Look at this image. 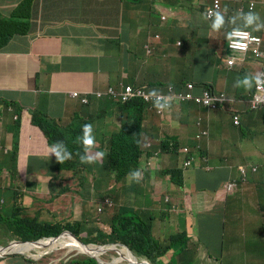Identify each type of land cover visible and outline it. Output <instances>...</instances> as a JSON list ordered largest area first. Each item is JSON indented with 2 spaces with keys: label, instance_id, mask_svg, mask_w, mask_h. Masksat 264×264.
<instances>
[{
  "label": "clouds",
  "instance_id": "obj_1",
  "mask_svg": "<svg viewBox=\"0 0 264 264\" xmlns=\"http://www.w3.org/2000/svg\"><path fill=\"white\" fill-rule=\"evenodd\" d=\"M27 1L22 2L23 9L29 5ZM210 1L211 5L206 9L205 18L210 21L209 29L213 34L212 39L219 48V54L213 56L214 60L220 62V68L223 70L234 71L233 69L236 68V75L243 77L242 80H237L236 83L237 85L244 84L245 88L250 87V84L249 76L245 74L244 69L252 63L258 65L257 74L252 76L255 81L250 92H248L249 95L247 94L248 99L246 96L245 101L247 99V110L249 112H261L260 110L264 109V35L246 28H231L225 38L222 37V34L218 38L217 35L227 27L229 18L224 11L222 0ZM236 1L238 2V0ZM18 7L13 11L12 16L8 17H2L1 14L3 13L0 11V23L5 19V23L0 27V48L10 37L21 35L10 33V26L15 20L14 14L17 12ZM254 7L255 3L251 2L249 5L240 6L239 10H253ZM28 10L29 7L26 12ZM243 15L246 24H252L253 21L258 20L254 13L249 12ZM165 19V17H162V20ZM18 21L25 22L23 20ZM259 27L260 25L257 24L256 28ZM28 31L29 26L25 33ZM179 45L180 43H178ZM222 51H224V62L220 59ZM145 53L149 56L151 53L150 46H145ZM207 57L208 62L211 63L209 52ZM161 62L162 73H165L170 62L169 57L165 56ZM186 73V77H189L191 70ZM162 78L164 79L159 82L158 86H136L121 83L117 87L110 86L104 92L74 91L70 93V97L78 101L81 107H89L93 98L104 99L108 108L107 111L102 112V115L109 117L113 115V126L115 128H112L113 126H101L99 132L95 133L92 125L97 120V115L84 116L82 113H78L76 117L71 118L68 121L69 124L65 127H60L57 124L52 125V136L49 144H55V147L50 148L49 151L53 153L51 157L54 156L57 161H60L59 164L56 163V167L59 166V169L63 168V170L51 175L48 186L41 192L44 195V200L38 207L33 206L34 192L28 193L22 181L26 169L35 170L32 168V166H35V162L33 158L28 157L27 166H25V161L22 159L23 151L20 150V134L16 133L14 135L13 145H4L2 137L5 134L0 127V217L12 222H18L24 218L25 223L36 217L38 224H41L40 227H30L28 225V227H17L15 225L13 229L10 225L0 226V236L3 238L0 239V249L8 251L10 248L19 245L38 246L44 241L57 242L60 239L68 244L75 241L78 246L91 249V254H88L81 249H73L70 245H61L51 251L48 248L33 250L28 255L7 252L0 254V264H34L58 250H64L67 255L75 252L74 255L68 256L66 261L70 262L69 264H114L116 260L123 259L120 251H125L131 260H134L137 264L232 263L233 260L229 256V240L235 233L234 224L227 225L225 220L222 221V216L227 215L224 209V201L226 204L229 195L238 193L244 186H241V184L250 182L248 180L251 170V172L264 171V166H256V163L252 162L239 166L238 172L241 179L227 182L219 190H214L213 185L211 187L202 186L201 184L205 179L203 167L206 158L203 155L201 143L208 132L206 130L199 131L200 119L195 122L187 116L176 113V108L192 104L199 110H207L208 112L216 110L234 112L235 110L232 107L229 108L230 110L227 108L226 95L221 93L211 80L198 83L187 81L177 87L175 84L168 82L165 77ZM154 82H157V79ZM108 98H113L114 101L110 102ZM136 102L142 104L141 111L135 110L136 112L131 111L128 114L130 109L120 110L121 107L125 109L127 105ZM2 108L3 106L0 105V111ZM33 115H38V113L33 112ZM10 117L15 124H20L21 115L10 113ZM240 117L239 112H234L232 123L241 130L243 126L241 127ZM150 129H156L157 132L152 134L149 131ZM10 135H5V137L8 138ZM117 137H123L129 142L132 140L137 141V152L140 153V160L149 161L148 165L151 167V170L148 171L149 177L147 178L146 170L133 171L119 180L117 179L116 169L108 168L106 164H102L101 167L95 168L87 176L96 177L99 182H102L103 174L107 171L111 172L116 177L115 181L117 183L122 181V186L125 187L124 189L118 188V194L119 196L123 195L124 203L121 200L120 203H117L111 196V191L106 187L101 188L99 185L92 188L87 199H81L79 196L81 181L84 183L86 176L80 180L81 177L79 176L65 174L62 162L71 158L68 148L76 146L78 151L81 150V153L82 151L85 153L80 157L81 161L92 162L94 159L102 157L106 153L108 154ZM94 141L98 144V152L95 155H88ZM238 142H240V139ZM156 170L161 172L160 176H157ZM177 170L183 172V187L175 184L173 175ZM153 174L155 175L152 177ZM63 176H66L62 183L66 191L53 192L52 183ZM145 179H148L149 184H146ZM73 180L76 181L74 184L77 189L75 195L66 197L65 195L72 189L68 182ZM159 184H162V186ZM141 189L144 190L143 194L136 196V193ZM151 190H153L152 194ZM155 191L161 192L160 197L154 196ZM39 192L36 191L35 193ZM125 193L130 194V197H134V199L127 201ZM193 195L194 200L192 199ZM146 196H148L150 202L146 201ZM215 197H218L219 202L222 204L218 214L207 208L209 202ZM258 197L261 198L262 203L259 206L260 211L264 213V192L259 190L256 194V200ZM87 201H94L96 204L97 215L94 218L89 219L84 209L80 220L73 219V215H70V217L66 215L65 211L67 209H77L79 211V208ZM129 203L133 205V209L130 211L123 210V205ZM41 206L48 211L46 216L44 214L40 216L38 209ZM107 208L112 209L108 222L100 216L105 212L108 214ZM118 208L122 213L138 214L141 220L138 223L145 224L150 228L151 242L149 244L143 245L134 240L129 245L138 250L133 251L125 243L100 244L95 241H86L89 239L87 237L88 233H91L90 238L92 239L110 235L111 218ZM150 210L151 214H149ZM242 221L245 225L252 224L254 232L258 235L257 245L263 246H253L251 252H246L243 264H258L257 257L253 253L264 251V244L259 240V236L264 239V221L258 219L255 222H250L247 218ZM102 222L106 224L105 227H101ZM74 225H79V227L77 228ZM52 226H56L58 232H60L55 235L49 234ZM29 227L37 230L39 236L37 239L28 240L26 238L25 233ZM152 234H155L158 239L156 249L154 248ZM8 236L11 237L8 238ZM6 237L7 242L4 241ZM1 243L4 245H1ZM108 248L114 249L107 250ZM217 248L220 250H217ZM99 250H102L100 254H93ZM78 256L83 258L76 259L75 257ZM116 264H131V262L123 259Z\"/></svg>",
  "mask_w": 264,
  "mask_h": 264
},
{
  "label": "crops",
  "instance_id": "obj_2",
  "mask_svg": "<svg viewBox=\"0 0 264 264\" xmlns=\"http://www.w3.org/2000/svg\"><path fill=\"white\" fill-rule=\"evenodd\" d=\"M23 1L0 0V11L7 17L12 16ZM251 2L255 3L253 10H239L240 6ZM210 5V0L29 1V5L14 20L29 23V31L10 37L0 48V105L3 106L0 127L5 135L11 134L8 138L4 135L2 142L11 146L14 135L20 134V150L23 151L25 166L27 158H33L37 169H26L22 176L28 193L43 192L51 180L53 163L47 159L50 160L53 154L49 149L55 147V144H49L53 124L65 127L71 118L82 113L84 116L97 115L92 125L95 133L99 132L101 126H113V115H102L108 108L104 99L93 98L89 107H81L78 101L70 97L71 92H104L110 86L117 87L121 83L158 86L164 79L162 77L177 87L187 81L198 83L210 79L192 76L196 49L206 55L209 52L212 74L218 69H214V63L218 62L213 56L219 54V48L212 40L210 21L205 18ZM222 5L229 18L227 27L220 33L223 38L231 28H236L234 24L264 35V0H222ZM249 12L258 17L252 24H246L244 19L243 14ZM162 17L166 19L162 20ZM257 24L259 28H256ZM195 30L198 40L191 41L188 46L186 42L193 40ZM145 46L151 48L149 56L145 53ZM165 56L169 57L170 62L167 71L162 73L161 60ZM184 57L188 58L186 67L181 63ZM217 66L218 73L230 75L223 85L214 82L226 95L227 108L232 107L234 112L241 114V127L248 128L257 123L259 116L248 115V96L246 101L245 97H239L242 92L236 88L231 75L235 71L227 72L219 64ZM258 69L255 63L244 69L245 74L250 76L247 94L255 81L252 76L257 74ZM190 70L191 76L186 77V72ZM151 76L157 82L152 81ZM176 109V113L195 122L200 119L199 131L208 132L201 148L214 169V190H219L227 182L240 180L238 167L243 164L252 162L256 166H264V128L254 131L252 142L242 136L236 144V131L231 127L236 128L232 123L234 112H205L192 104ZM33 112L38 115H33ZM10 113L22 116L20 124L13 122ZM149 131L152 134L157 132L156 129ZM47 165L48 168H45ZM251 171L250 182L241 184L244 186L237 193L242 196L237 208L231 207L228 199L227 205L224 201L225 212L230 213L233 219L230 224L226 222L227 225L234 224L238 215H241V220H257L251 218L250 214L257 213L262 205L260 197L256 200V194L259 190L264 192V183H261L264 175L263 170ZM255 178L259 190H256ZM221 207L218 197L213 198L207 206L216 214ZM240 210L245 212L241 214ZM253 254L258 264H264V251ZM240 255L237 249V263Z\"/></svg>",
  "mask_w": 264,
  "mask_h": 264
},
{
  "label": "rangeland",
  "instance_id": "obj_3",
  "mask_svg": "<svg viewBox=\"0 0 264 264\" xmlns=\"http://www.w3.org/2000/svg\"><path fill=\"white\" fill-rule=\"evenodd\" d=\"M20 6H22V7H20ZM18 8L19 9L17 11L22 10L23 9V3L20 4ZM1 16L3 17L5 15L1 14ZM233 27L241 28L239 25H236V24H234ZM192 36H193V40L189 41V39H188L186 42L188 46H190L191 41L198 40L197 30H195L192 33ZM217 37L220 38L221 34H218ZM196 54H197V56H196V60L194 63V69H193L192 76L193 77L197 76V77H200L201 79L208 77V78H210L208 80H211L213 82H218L219 85H223V83H225V80L228 79V76H230V75H225L224 72L218 73L219 67L217 66V64H220V62L214 63V66H215L214 69H216V68H218V69L215 73L212 74L210 71V65H209L210 62H208V60H207L208 59L207 55L200 49H196ZM223 54H224V51L221 52L220 59H221V61L224 62ZM187 61H188L187 57H184L181 60V63L184 67L187 66ZM164 66H166V65L164 64ZM233 70L235 71V73H232L231 75H232L233 80L235 81L236 88L242 92L239 97H246L247 96V90L246 89H248V91H249L250 87L245 88V85L242 83L237 85V83H236L237 80H242L243 77H241L240 75H236V68H234ZM227 72H229V71H227ZM190 76H191V73L189 74V77ZM249 79H250V76H249ZM151 80L155 81L156 79L151 78ZM249 84H250V82H249ZM216 88H217V86H216ZM248 115L259 116L257 123H253L248 128H246L244 126L241 130L238 128L235 129L231 125L233 130L236 131V144L238 143L239 139L242 136H246L252 142L254 140V135H255L254 131H257V129H259L260 127L264 128V111H261V112H249L248 111ZM112 128H115V126H113ZM72 148L75 149L76 146H73ZM106 150H107V148H106ZM96 152H98V144L94 141V145L91 148V150L88 152V155H95ZM47 160L50 161L51 163H53L52 175H55L60 170L61 171L63 170V168L59 169V166L56 167V163L57 164L60 163V161H57L56 157L53 156L50 158V160L49 159H47ZM61 166H62V164H61ZM32 168L37 169L36 166H32ZM45 168H48V165ZM262 174L264 175V171ZM257 177L258 176H256V178ZM256 178H255L256 188H257L256 190H259L258 189V181ZM84 179H85V181L81 185V191L79 193V196L81 199H83V200L87 199L88 194H89V192H91L92 188L95 185H99V186H101V188L106 187V189L110 190L111 196L117 201V203H120L119 202L120 200L123 201V203H124L123 195L119 196V194H118V188L124 189L125 187L122 186V181L118 182V183L115 181L116 177L111 172L107 171L103 174L102 182H99L98 178L91 177V176L90 177L86 176ZM75 183H76L75 180L68 182V184L72 187V189L69 190V192L65 195L66 197H71V196L75 195V191L77 190L75 185H74ZM261 183L262 184L264 183V179H261ZM152 193H153V190H151V194ZM160 194H161V192H157V191L154 192V196H156V197H160ZM102 195L104 196V194H102ZM33 196L35 198L33 206L38 207L43 202L44 195L41 192H39V193L34 192ZM107 197H109V196H107ZM125 197H126L127 201L134 199V197H130V194L128 195L127 193H125ZM192 199L193 200L195 199L194 195H193ZM227 199H228V203L231 207L237 208V202H241L242 196H241V194L237 195V192H236L233 195H229L227 197ZM135 206H136V204H135ZM83 209H84L86 216L89 219H92L97 215L96 204L94 201L85 202L82 205V207L79 208V211H77V209H75V210L67 209L65 212H66L67 216L70 217V215H73V219L80 220ZM132 209H133V205L131 203L123 205V210H125V211H130ZM107 210H108V214L105 212L104 214L100 215L101 217H103L105 219L106 222H108L110 220V215L112 213V209L107 208ZM38 211H40V216L42 214H44L45 216L48 214L47 213L48 211L43 209L42 206L40 209H38ZM240 211H241V214L245 212L243 210H240ZM149 214H151V210L149 211ZM250 217L251 218L255 217L257 220L262 219V221H264V213L261 212L260 210L255 214H250ZM100 219L103 220L102 218H100ZM224 220L226 222H228L229 224L232 223V215L230 213H227L226 216H222V221H224ZM249 221L255 222L256 220L251 219ZM234 232H235L234 235H232L230 240H229V247H230L229 248V256L233 260L231 264H237V249L241 253V255L239 256V259H238V261H239L238 264H243L244 260H245L246 252H248V251L251 252L253 250V246L257 245L258 235L254 232L252 224L248 223L247 225H244V222L241 220V215H238L237 221H235V223H234ZM10 237L11 236H8V238H10ZM0 239H3L2 236H0ZM152 239L154 240L153 244L155 246L154 248L156 249L158 247V239H157L155 234H152ZM259 240H261V242L264 244V239L262 236H259ZM4 241L5 242L8 241L7 237L4 239ZM47 242H48V244H51L52 246H53V244H55V242H50V241H47ZM70 244L75 246L74 245L75 243L73 241L70 242ZM1 245H4V244L1 243ZM74 254H75V252H71L70 254L67 255L64 252V250H58V251L54 252V254L50 255L49 257L43 259L42 261L35 262L34 264H69L70 262H67L66 260H67L68 256H71ZM75 258L81 259L83 257L78 256ZM185 264H189V262H186Z\"/></svg>",
  "mask_w": 264,
  "mask_h": 264
},
{
  "label": "trees",
  "instance_id": "obj_4",
  "mask_svg": "<svg viewBox=\"0 0 264 264\" xmlns=\"http://www.w3.org/2000/svg\"><path fill=\"white\" fill-rule=\"evenodd\" d=\"M29 0L27 1V3ZM26 3V4H27ZM22 7V6H20ZM19 9V8H18ZM19 11L15 12V16H18ZM5 23V19L0 23V27ZM29 24L26 22L21 21H14L10 26V33L11 34H22L25 33L28 29ZM2 29V28H1ZM1 32V31H0ZM108 101H114L113 98H108ZM130 112H136L135 110L141 111L142 104L140 102H136L133 104H129L124 108H120L121 111L129 110ZM136 140L127 141L123 137H117L112 149L108 154H104L102 157L94 159L92 162H82L80 157L85 153L81 150L78 151V148L72 149V147L68 148V151L71 153L70 159L63 160V166L65 168V174H72L75 176L81 177L82 180L88 173H92L95 168L101 167L102 164H106L108 168L116 169L117 170V179H123L127 174H130L133 171H147V178L149 177V172L151 167L148 165L149 161H142L140 160V153L137 152V145ZM156 162V160H154ZM203 171L205 173V179L202 186L211 187L214 184L213 174L214 169L212 168L211 164L206 160ZM158 173L157 176L161 175L159 170H156ZM66 176L60 177L56 179L52 183V191H63L65 192V188L63 187L62 183L66 179ZM175 184L179 187H183L184 184V176L182 171H175L174 175ZM142 182V181H141ZM146 184H149L148 179H145ZM83 181H81L82 185ZM144 190L141 189L136 193V196H140L143 194ZM146 201L150 202L148 196H146ZM204 219L203 216H201ZM23 219L19 220L18 222H12L4 217H0V226L5 225L11 226V229L14 228L15 225L21 227H28V226H37L40 227L41 224H38V219L31 218L30 221H23ZM141 221L137 213H129V212H120L119 208L115 211L114 215L111 218V233L108 236H99L96 239H92L91 233H88V238L86 241H95L96 243L106 244L112 242H119L128 244L129 248L133 251L138 250L137 248H133L129 244L137 240L138 242L142 243L143 245L149 244L151 242L150 237V228L145 224H139L138 222ZM6 223V224H4ZM28 225V226H27ZM75 227H79V225H74ZM105 223H101V227H105ZM28 228L25 235L28 240L37 239L38 232L36 229ZM58 228L56 226H52L49 234H58Z\"/></svg>",
  "mask_w": 264,
  "mask_h": 264
},
{
  "label": "bare ground",
  "instance_id": "obj_5",
  "mask_svg": "<svg viewBox=\"0 0 264 264\" xmlns=\"http://www.w3.org/2000/svg\"><path fill=\"white\" fill-rule=\"evenodd\" d=\"M75 244V246L65 243V241L63 239H60L59 241L55 242V244H53V246L51 244H48L47 241H44L42 244L38 245V246H33V245H19L16 247H12L10 248L8 251L6 249H0V254H4V253H11V254H23V255H28L31 253V251L33 250H38L41 248H48L49 251L56 249L58 246L61 245H70L71 247H73V249H81L84 252L91 254L90 252V248H84L81 246H78L77 243L75 241H73ZM114 248H108L107 250H113ZM102 250L96 251L93 254L94 255H98L101 253ZM122 258L129 260L131 262V264H137L134 262V260H131L130 256L125 252V251H120ZM123 259H118L114 262V264L121 262ZM140 264H145V263H140Z\"/></svg>",
  "mask_w": 264,
  "mask_h": 264
}]
</instances>
